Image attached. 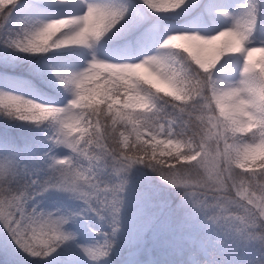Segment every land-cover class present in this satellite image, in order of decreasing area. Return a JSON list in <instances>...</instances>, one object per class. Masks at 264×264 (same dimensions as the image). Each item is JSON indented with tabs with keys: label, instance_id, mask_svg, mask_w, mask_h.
Wrapping results in <instances>:
<instances>
[{
	"label": "clouds",
	"instance_id": "9594fccd",
	"mask_svg": "<svg viewBox=\"0 0 264 264\" xmlns=\"http://www.w3.org/2000/svg\"><path fill=\"white\" fill-rule=\"evenodd\" d=\"M254 2L256 14L248 16L241 8L248 0H239L238 3L221 0L227 16L217 17L212 24L219 30L177 34L181 40L193 42L191 51L188 46L174 42L176 36L168 35L136 62H112L98 55L97 46L102 41L107 42L105 38L109 39L119 23L108 13L88 10L83 18L42 17L37 23L23 26L13 38L44 53L78 46L91 58L81 68L61 69H67L81 79L87 76V82L81 90L75 83L64 87L53 76L68 97L66 103L56 104L47 98L15 93L8 104L0 105V114L7 119L44 126L47 134L55 136H61V130L68 128L75 115L79 124L72 129V137L80 139L81 130L88 131L84 127L88 121L87 109L98 98L104 103L112 101L108 107H115L118 113L121 109H131L136 113L135 120L121 121V124L127 123L129 129L130 149L148 148L160 157L178 158V163H183L178 167L164 168L158 163L151 167L147 163H138L127 174L132 170H151L160 180L177 189L192 212L217 232L245 247L264 249V180L258 184L254 174V169H264V135H261L264 133V119L258 121L253 117L251 107L245 110V103L241 100L246 76L250 80L254 78L247 74L258 72L264 76V0ZM7 3L8 0H0V7ZM143 5L150 12L155 7L169 14H178L186 0H143ZM98 36L103 39L98 40ZM85 39L88 43L81 44ZM208 48L215 49L211 57L204 55V49ZM255 54H259V59L254 61ZM225 60L229 64L238 62V75L231 78L212 75L209 77L213 81L211 85L202 83L205 74L217 70ZM205 64L210 66L204 67ZM117 83L139 91L128 92L123 98L114 97L108 89ZM255 88L264 117V79L257 82ZM77 100L80 103H76ZM173 103L197 109L203 116L197 125L202 132L189 139H177L173 130L172 138H168V128L153 126V117L165 105ZM246 146H251L254 151L248 156L241 155ZM127 174L122 178L127 179ZM120 196L123 200L122 193ZM105 211L109 216L112 214L111 207ZM49 215L59 219L67 212L60 208H41L34 218L26 216L20 224L21 230L30 236L34 255L47 253L60 243L58 234L54 235L45 224ZM62 230L72 231L67 224ZM118 234L112 237L113 245ZM100 243L103 244V240ZM113 248L103 250L111 254Z\"/></svg>",
	"mask_w": 264,
	"mask_h": 264
},
{
	"label": "snow or ice",
	"instance_id": "6c2138e0",
	"mask_svg": "<svg viewBox=\"0 0 264 264\" xmlns=\"http://www.w3.org/2000/svg\"><path fill=\"white\" fill-rule=\"evenodd\" d=\"M49 2L58 6L76 5L78 10L54 16L42 12L39 0H8L4 7H0V43L28 56L45 54L20 44L13 38V34L18 33L23 26L39 22L42 17L83 18L86 11L99 10L110 14L114 20L119 21L108 41L119 40L138 31L135 40L129 41V47L135 48L137 54L141 56L152 51L168 35L176 36L174 42L180 43L181 46H188L191 51L193 42L183 41L177 34L219 30L213 28L212 24L217 17L227 16V13L223 11L221 0H207V2L205 0H186V5L181 7L179 13L190 15L193 12H200L206 21L211 22V26L204 29H172L166 25V17L169 14L167 11L153 7L150 15L142 9L137 11L136 8L139 6L133 5L129 0H120L119 3L116 0H49ZM140 3L146 8L143 5V0H140ZM241 8L248 16L256 14L254 0H248V3L241 5ZM204 9H207V15L204 14ZM97 39H103V37L98 36ZM80 43L87 44L88 41L85 39ZM206 50L204 49V52ZM230 51L239 50L230 49ZM214 54L215 49L211 48V55L207 56L211 57ZM188 63L190 64L191 61ZM209 66V64L204 65V67ZM51 73L62 86L67 87L70 83H75L81 90L88 79L87 76L81 79L71 71L58 67H51ZM212 75L234 77L238 75V62L229 64L226 60L221 61L217 70L205 74V80L202 83L206 82L211 85L213 81L209 77ZM247 75H252L254 78L250 80L246 76L244 80L246 87L241 94V100L245 103V110L251 107V115L259 121L264 117L261 116L260 99L255 84L264 79V76L258 72ZM10 87L16 88L18 85ZM108 91L114 97L123 98L128 92L138 93L139 89L117 83L112 85ZM15 93V91H0V105L8 104L14 98ZM76 103H80V100H77ZM110 103L112 101L104 103L98 98L95 104L89 105L87 109L88 121L84 125L88 131L84 132L82 129V135L78 134L80 139L72 137V129L79 124V118L74 115L68 128L61 130V136L46 133L49 142L46 151L41 153L29 150L0 157V226L11 237V242L28 256L48 259L49 264H58L62 247L68 245L72 248L77 264L85 258L88 264H107L110 254L103 249H112L115 246L112 237H115L121 230L120 212L123 200L120 194L125 191L127 185V179L122 177H126L127 172L138 163H147L150 167L154 163H158L160 168L178 167L179 163H183V161L178 163V158L170 160L160 157L148 148H137L132 151L128 145L127 123L121 124V121L133 122L136 113L131 109H121L118 113L115 107L111 109L108 107ZM202 120L203 116L197 112V109H189L178 103H173L165 105L153 117V126L163 125L168 128V138H172L171 132L175 130L177 139L181 137L189 139L198 132H202L197 127ZM253 151L251 146H246L241 155L248 156ZM61 152L65 154L61 155ZM154 155L155 159H153ZM254 174L257 175L258 184L264 180V169H254ZM105 176L113 177V182L105 183L103 180ZM51 190L71 194L72 197L83 202V207L75 212L66 211L67 215L59 219L49 215L45 224L52 229L54 235L58 234L60 243L47 253L34 255L30 247V236L21 230L20 224L26 216L28 219H32L40 212L42 208L40 205L43 201L39 198ZM109 207L112 208L110 216L105 211ZM90 214H95L102 221L106 217L110 218L111 232L103 233V244L99 240L94 243H81L77 240L76 232L62 230L64 224H67L71 229L77 222V218H87ZM188 220L191 225L196 220V215L189 216Z\"/></svg>",
	"mask_w": 264,
	"mask_h": 264
},
{
	"label": "trees",
	"instance_id": "16d2710c",
	"mask_svg": "<svg viewBox=\"0 0 264 264\" xmlns=\"http://www.w3.org/2000/svg\"><path fill=\"white\" fill-rule=\"evenodd\" d=\"M137 2V0H134ZM115 43V41H110ZM2 44V43H0ZM15 50V49H13ZM17 57L0 51V74L10 73L26 79L40 92L49 95L60 96L56 93L52 84L45 76L43 54L28 56L27 54L14 52ZM59 57L67 58L69 52L58 54ZM44 126L25 123L17 119H7L0 114V152L5 155H14L24 151H39L43 145L48 144V139L43 133ZM147 174H146V173ZM128 183L122 193L123 206L120 212V224L123 229L133 234L131 247L137 245L136 239L145 238L146 245L152 246L154 253L160 260H167V245L176 243L172 234L188 232L202 237L207 247L210 248V256L203 257L197 249L195 253L201 264H264V249L258 246L245 247L235 243L227 237V242L234 246L235 261H228L227 257L219 255L220 251L225 252L221 244L225 241L219 239L221 233L213 235L212 228L202 217L196 215V220L189 223L188 217L194 215L190 206L183 200L182 194L173 188H165L160 178L151 170H132L127 174ZM105 183L111 184L113 177H103ZM161 185V186H159ZM60 191L51 190L45 193L49 196H61ZM67 197H70L66 194ZM65 196V197H66ZM157 214L154 216L153 214ZM110 225V218L106 217ZM211 230V231H210ZM213 231V232H212ZM4 234H0V246L5 240ZM126 245L123 249L125 251ZM183 249H186L183 246ZM226 256V255H225ZM227 256H229L227 254ZM43 259V258H41ZM121 257L116 259L111 255V264H120ZM0 264H11L3 256L0 257Z\"/></svg>",
	"mask_w": 264,
	"mask_h": 264
},
{
	"label": "rangeland",
	"instance_id": "374dc122",
	"mask_svg": "<svg viewBox=\"0 0 264 264\" xmlns=\"http://www.w3.org/2000/svg\"><path fill=\"white\" fill-rule=\"evenodd\" d=\"M135 6H139L136 8L137 11L141 9L143 11L148 12L151 15V12L144 8L140 0L135 2L134 0H129ZM207 2V0H205ZM234 3H238L239 0H233ZM40 8L43 13L49 15H62L64 13L73 12L78 10V6H58L56 4L50 3L49 0H39ZM204 14L207 15V9L203 10ZM166 25L172 29L178 28H191V29H204L206 27L211 26L210 21H206L204 16L201 15L200 12H193L190 15H182L178 14H168L166 17ZM138 35V31L132 32L125 38L116 40L115 43H112L105 38L107 43L101 42L98 45V55L101 58L107 59L112 62H136L141 58V55L137 54L135 48L129 47V41H134L135 37ZM0 51H4L6 54H11L13 57H17L14 52L16 50L7 48L4 44H0ZM18 52V51H17ZM69 52V56L67 58L59 57L58 54ZM204 55H211V48L207 49L204 52ZM43 62L45 76L47 80L52 84L56 93L60 94V96L44 94L40 92L37 88L33 87L30 82L26 79L22 78L18 75H12L10 73L0 74V89H7L9 91H15L16 93H23L33 97H43L49 99L51 102L56 104H64L67 102L66 93L58 86L55 82L54 77L51 73V67L58 68H81L85 66L88 59H90V55L86 54V51H82L78 46H70L66 49L59 50H50L48 53L43 54ZM259 54H255L253 60H258ZM11 85H18L16 88H11ZM26 124L31 122L24 121ZM43 133L47 138V129L43 128ZM48 144L43 145L39 149V152H43L47 150ZM65 154L61 152V155ZM4 156L2 152H0V157ZM146 173V172H145ZM147 174V173H146ZM159 182L165 188H173L167 185L162 180ZM161 186V185H159ZM162 187V186H161ZM178 192L177 189L173 188ZM61 196H49L44 194V196L39 199L43 202L41 203L42 208H47L49 210L60 208L64 211L75 212L78 211L81 207H83V202L75 199L69 193L59 192ZM69 195L70 197L66 196ZM66 196V197H65ZM158 213H154V216H157ZM71 230L77 233V240L81 243H94L95 241L103 240V233L111 232V227L106 223V220H100L95 214H90L87 218H77V222L71 227ZM211 231V230H210ZM213 232V231H212ZM4 234L5 240L2 241L3 248L0 246V257L3 256L8 262L11 264H49L48 259L41 258H32L28 256L26 253L21 252L14 243L11 242V237L7 235L6 230L0 226V234ZM218 235V232L214 229L213 235ZM219 239H223L225 242L221 245L224 246V254L223 251L219 252V255L223 257H227L228 261H235L237 258H234V246L227 242V237L223 234ZM170 238H175L174 244L167 245L166 257L167 260H160L159 257L154 253V249L152 246L146 245L145 238H139L135 241L137 245L132 249L131 244L133 239V234L127 232L125 229L121 227V230L116 238V244L111 252L110 256L107 259V264H111V255L112 253L119 259L121 257L120 264H201L199 258H197L196 254L193 253V249H197L201 251L204 257L210 256V248L207 247L205 242L201 237L196 235H191L189 233L185 234H173ZM237 243L236 241H234ZM124 245H126L125 251L122 250ZM183 246L187 249H183ZM227 254L229 256H227ZM226 255V256H225ZM194 257V258H193ZM58 264H77L76 258L73 256L72 248L68 245H65L61 249V254L59 256ZM79 264H88L86 258L81 260Z\"/></svg>",
	"mask_w": 264,
	"mask_h": 264
}]
</instances>
